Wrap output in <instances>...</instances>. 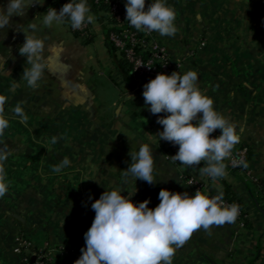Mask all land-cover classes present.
<instances>
[{
  "label": "crops",
  "instance_id": "crops-1",
  "mask_svg": "<svg viewBox=\"0 0 264 264\" xmlns=\"http://www.w3.org/2000/svg\"><path fill=\"white\" fill-rule=\"evenodd\" d=\"M3 2V0H0ZM30 7L12 26L0 31V95L12 116L18 102L27 117L10 119L0 136V147L11 152L4 167L9 191L0 198V264H23L16 252L21 235L32 240L55 264H74L85 246L91 226V203L105 190L119 189L133 203L159 204L161 189L194 194L188 176L205 182V193L229 188L246 210L248 226L231 223L193 230L176 249L172 264H260L264 260V214L261 193L248 177L228 166L226 176L213 180L200 176L206 166L175 163L167 141L159 140L162 126L145 107L142 81L126 78L112 56L109 31L94 13L87 37L63 25L38 33L45 38L47 65L38 89L21 78L26 57L18 48L28 24L39 22L53 7L49 0ZM147 3V0H146ZM176 12L177 32L156 38L179 73L195 70L203 94L215 110L236 126L240 142L249 147L248 170L264 174V0H167ZM55 8V7H53ZM57 9V8H56ZM59 10V9H57ZM118 56V55H117ZM57 137L52 144L51 138ZM130 140L128 139V137ZM62 137V138H61ZM142 143L153 150L154 184L125 175L130 151ZM67 156L70 164L60 173L52 166ZM91 197V199H89Z\"/></svg>",
  "mask_w": 264,
  "mask_h": 264
},
{
  "label": "clouds",
  "instance_id": "clouds-1",
  "mask_svg": "<svg viewBox=\"0 0 264 264\" xmlns=\"http://www.w3.org/2000/svg\"><path fill=\"white\" fill-rule=\"evenodd\" d=\"M36 5H41L40 0L0 2V31L12 26V17H23L30 7ZM124 7L126 21L137 31L146 34L156 32L169 37L177 32L176 12L167 0H147V3L146 0H125ZM65 18L74 30L94 23L95 19L87 0H68L59 10L49 7L41 21L28 24L23 31L24 42L18 52L30 65L24 67L21 75L29 88L41 86L47 67L43 58L45 38L38 33L63 25ZM0 62H3L2 58ZM0 68H3L2 63ZM0 74H6L5 69ZM197 80L195 70L183 74L177 71L158 73L142 86V96L151 114H164L157 116L156 122L163 130L156 136L178 146V151L171 158L187 166L204 161L206 166L199 169L200 176L215 180L226 176L224 161L240 142V135L236 126L215 110L213 100L202 93ZM5 102L6 98L0 95V136L9 127L10 119L27 120L20 102L11 109V117L5 112ZM217 129L220 134L211 136ZM51 143H57L56 136L51 138ZM9 155L11 152L6 150V146L0 147V198L9 191L4 167ZM129 155L131 163L124 174L133 177L135 183L142 180L149 185L154 184L155 156L150 145L142 143L136 152L130 151ZM238 163L247 167L243 160ZM69 164L65 156L52 166V172L60 173ZM122 193L119 189L105 190L91 203L95 215L84 233L85 246L80 249L81 254L74 264H172L176 249L188 240L193 230L203 228L207 231L210 226L233 222L238 215V205H226L222 191L209 195L198 189L190 195L187 191L161 189L159 204L154 208L148 207L149 199L133 203L131 197L134 194L125 196Z\"/></svg>",
  "mask_w": 264,
  "mask_h": 264
},
{
  "label": "built area",
  "instance_id": "built-area-1",
  "mask_svg": "<svg viewBox=\"0 0 264 264\" xmlns=\"http://www.w3.org/2000/svg\"><path fill=\"white\" fill-rule=\"evenodd\" d=\"M49 1L50 4L57 9H60L63 4L68 2V0ZM94 3L96 5L104 4L106 6V10L100 11L99 16L109 31V41L115 48L116 54L128 64L131 76L134 79L142 81L145 84L149 80L154 79L158 73L171 74L173 71L179 72V65L169 57L165 46L156 38L155 32L146 34L137 31L134 27L129 25L125 19V0H94ZM72 30L79 33L82 37H87L90 25L86 24L80 29ZM219 134L220 130L217 129L210 135L218 136ZM167 148L171 155H175L178 151V146L171 143H167ZM249 154V147H234L231 155L224 162L231 170L244 173L248 179L257 186L261 193L260 205L264 208V174L261 177H256L251 174L248 170V163L250 160ZM234 160L237 161V163H233ZM240 160L247 163L246 168L238 163ZM189 181H192V183L189 184ZM187 183L194 192L199 189L202 193H205V182L190 175L187 178ZM223 200L226 205L233 203L238 205L236 220L241 227H245L249 216L242 203L239 201L231 202L224 198ZM16 252L23 255V264H55L51 261L46 252L36 251L32 240L24 235H21L17 239ZM262 263L264 264V260Z\"/></svg>",
  "mask_w": 264,
  "mask_h": 264
},
{
  "label": "trees",
  "instance_id": "trees-1",
  "mask_svg": "<svg viewBox=\"0 0 264 264\" xmlns=\"http://www.w3.org/2000/svg\"><path fill=\"white\" fill-rule=\"evenodd\" d=\"M90 5L92 6V10L94 13L98 14L99 16V12L100 11H103V10H106V6L104 4H99V5H96L94 3V0H88ZM67 19V18H66ZM99 19H101V17L99 16ZM68 20V19H67ZM70 22V21H69ZM75 34L79 35V33L75 32ZM108 46H109V49H110V52L112 54V56L116 59V62H117V66L119 68V70L122 72V74L128 78V76L131 74V71H130V68L128 66V64L123 61L122 59H120L117 54H116V50L115 48L113 47V45L110 43V41H108ZM157 116H160V115H164L163 113H160V114H156ZM170 143V142H168ZM167 150L169 151V149L167 148ZM173 156V155H172ZM251 157V151H250V154H249V158ZM175 163H178L180 164L178 161H175ZM223 198L224 199H227L231 202H235V201H239L230 191L229 188L225 189V191L223 192ZM240 202V201H239ZM241 203V202H240ZM258 203V202H257ZM259 205V204H258ZM262 210H264V208L260 205L259 206ZM248 222V221H247ZM247 226H248V223H246ZM260 264H263L262 262Z\"/></svg>",
  "mask_w": 264,
  "mask_h": 264
},
{
  "label": "water",
  "instance_id": "water-1",
  "mask_svg": "<svg viewBox=\"0 0 264 264\" xmlns=\"http://www.w3.org/2000/svg\"><path fill=\"white\" fill-rule=\"evenodd\" d=\"M257 205H258V203H257ZM258 207H259V205H258ZM259 209L264 214V210H262L260 207H259Z\"/></svg>",
  "mask_w": 264,
  "mask_h": 264
}]
</instances>
